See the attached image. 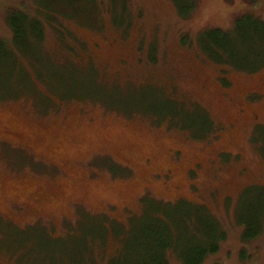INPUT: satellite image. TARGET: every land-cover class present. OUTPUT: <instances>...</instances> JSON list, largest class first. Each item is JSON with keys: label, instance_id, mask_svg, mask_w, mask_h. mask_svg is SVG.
Masks as SVG:
<instances>
[{"label": "rangeland", "instance_id": "obj_1", "mask_svg": "<svg viewBox=\"0 0 264 264\" xmlns=\"http://www.w3.org/2000/svg\"><path fill=\"white\" fill-rule=\"evenodd\" d=\"M34 5L0 0V39L33 88L0 90V264H147L160 222L175 240L168 264H183L193 230L217 248L200 264H264V231L242 235L241 193L264 185V64L228 67L223 84L200 47L205 32L231 30L242 13L264 18V0H78L89 18H67L63 42L47 26L40 46L78 78L93 71L104 101L58 98L14 49L7 17ZM153 90L181 111H203L206 135L152 118L143 104ZM41 91L51 99L39 106Z\"/></svg>", "mask_w": 264, "mask_h": 264}, {"label": "trees", "instance_id": "obj_2", "mask_svg": "<svg viewBox=\"0 0 264 264\" xmlns=\"http://www.w3.org/2000/svg\"><path fill=\"white\" fill-rule=\"evenodd\" d=\"M33 1H35L36 5H34L35 13H27L28 11L24 10V8H19L17 9V12L20 10L19 13L7 15V23L12 30L11 41L14 49L16 48V51L18 50L25 56L40 84L44 85V87L46 86L49 91H54L58 98L67 100L68 98L98 96L95 95L96 92V94L99 93L104 101L105 97L103 96L104 94L102 95V90L91 79L93 71L85 74L82 78H78L73 67H68L67 63H54L45 55L40 46L43 29L47 26H53L63 42L65 40L64 36H66L65 27L69 22L66 19L86 18L90 15L77 12L81 7L75 8L78 0ZM247 1L248 4L253 5L259 0ZM191 9L186 10L181 15H187ZM181 41L185 42L186 40L182 37ZM201 41L200 47L205 56L220 66L219 79L223 84L226 81L224 73L227 72L228 67L241 71H253L264 64V18L253 12L238 15L231 30L213 28L205 32ZM65 44L68 45V43ZM6 45L0 39V90L4 94L9 95L15 92L16 89H33L27 74L23 72L22 66L18 64L19 68H15V57L11 54L14 51L10 50V46L7 48ZM37 95L39 96L37 97L39 106H42L45 102L47 103L48 98L51 99V96L44 91ZM113 97L110 94L108 95L110 99L106 100L111 102L114 100ZM146 97H144V101H146L143 104L145 106L144 110L151 113L152 118L161 120L164 117H168L171 122H179L183 126L190 127L194 132H192L194 136L199 134L201 136L206 135L205 126L208 124V119L203 111L198 110L197 106L194 111H181L176 102L165 99V97L160 95V93L154 92V90L148 92ZM137 103L140 104L139 101ZM199 119L203 120L205 126L198 122ZM257 133L260 137L258 146L264 153V128L262 126L258 127ZM241 193H244L245 200L243 201L245 203L243 204L244 216L242 222L244 224V232L242 235L245 239L244 241H249L257 233L264 231V185L249 186ZM150 218L153 217L149 216ZM179 219L181 220H177L175 229H177V225H182L181 228L184 231L183 217L180 216ZM162 223H156L157 228L150 229V232L153 233L151 234L152 240L148 243L150 253L147 252L145 257L147 258V264H168L165 249L172 247L175 244V240L169 225ZM193 232L194 230L186 237L192 240L193 246L187 251H183V254L179 253L183 264H200L205 253H214L217 250L215 241L209 240L211 237L202 234L205 238H196L194 234L196 231ZM242 254L243 251H241ZM132 264H144V262L136 260Z\"/></svg>", "mask_w": 264, "mask_h": 264}]
</instances>
